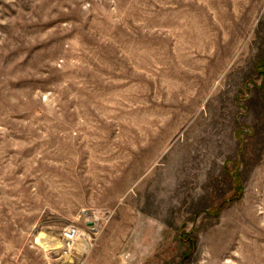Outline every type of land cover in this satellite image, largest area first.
Segmentation results:
<instances>
[{
    "label": "rangeland",
    "instance_id": "374dc122",
    "mask_svg": "<svg viewBox=\"0 0 264 264\" xmlns=\"http://www.w3.org/2000/svg\"><path fill=\"white\" fill-rule=\"evenodd\" d=\"M0 264H264V0H0Z\"/></svg>",
    "mask_w": 264,
    "mask_h": 264
},
{
    "label": "built area",
    "instance_id": "2783aa9c",
    "mask_svg": "<svg viewBox=\"0 0 264 264\" xmlns=\"http://www.w3.org/2000/svg\"><path fill=\"white\" fill-rule=\"evenodd\" d=\"M77 233H78L77 229H74L73 227L68 228L64 232V240L67 241V242L73 241L75 239Z\"/></svg>",
    "mask_w": 264,
    "mask_h": 264
},
{
    "label": "bare ground",
    "instance_id": "6f19581e",
    "mask_svg": "<svg viewBox=\"0 0 264 264\" xmlns=\"http://www.w3.org/2000/svg\"><path fill=\"white\" fill-rule=\"evenodd\" d=\"M77 236V235H76ZM80 237V236H79ZM76 239V238H75ZM77 240V239H76ZM74 245V244H73ZM86 247V246H85Z\"/></svg>",
    "mask_w": 264,
    "mask_h": 264
}]
</instances>
